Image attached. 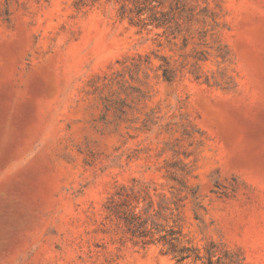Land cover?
Returning <instances> with one entry per match:
<instances>
[{
	"label": "rangeland",
	"instance_id": "1",
	"mask_svg": "<svg viewBox=\"0 0 264 264\" xmlns=\"http://www.w3.org/2000/svg\"><path fill=\"white\" fill-rule=\"evenodd\" d=\"M0 264H264V0H0Z\"/></svg>",
	"mask_w": 264,
	"mask_h": 264
},
{
	"label": "trees",
	"instance_id": "2",
	"mask_svg": "<svg viewBox=\"0 0 264 264\" xmlns=\"http://www.w3.org/2000/svg\"><path fill=\"white\" fill-rule=\"evenodd\" d=\"M181 259H183V257L179 258L178 261H180Z\"/></svg>",
	"mask_w": 264,
	"mask_h": 264
}]
</instances>
